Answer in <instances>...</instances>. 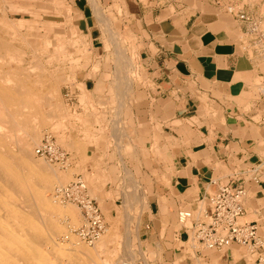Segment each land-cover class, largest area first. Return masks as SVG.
<instances>
[{"label":"crops","instance_id":"1","mask_svg":"<svg viewBox=\"0 0 264 264\" xmlns=\"http://www.w3.org/2000/svg\"><path fill=\"white\" fill-rule=\"evenodd\" d=\"M68 1L92 55L65 86L69 121L77 124L70 138L87 156L69 166L94 178L98 206L117 204L126 221L135 217L125 225L130 241L158 253L148 264H255L252 250L234 243L184 254L188 231L177 214L198 213L222 186L243 189V221L257 226L264 246V93L255 86L263 74L240 47L245 24L237 18L259 14L262 1L95 0L119 2L138 58L127 57L126 70L91 1Z\"/></svg>","mask_w":264,"mask_h":264},{"label":"bare ground","instance_id":"2","mask_svg":"<svg viewBox=\"0 0 264 264\" xmlns=\"http://www.w3.org/2000/svg\"><path fill=\"white\" fill-rule=\"evenodd\" d=\"M93 1L94 0H92V2ZM94 3L95 2H93V4ZM95 6L93 9L96 8ZM96 11H98V9H96L95 12ZM97 15L100 16V14ZM130 39L132 38L128 40ZM56 49L58 56L64 55V44ZM118 51V55L120 56H117V59L120 57L119 61L123 64L126 61V57L121 52V48ZM22 57L21 53L12 51L7 43L3 45L0 40V264H107L109 261L108 259L102 262L99 261L98 256L101 255L99 252L107 254L109 245L115 242L116 236L118 235V229L116 228L118 222H115L116 225L113 222L112 228L108 229L107 232L105 230L106 234H104V236L102 234L93 244L94 248L90 249L87 244L81 242L78 237H75L70 231L68 233L65 231L67 234L65 233L64 235L63 228L65 227V223L64 226H61L62 224L59 222V219L64 220L68 216L73 218L71 219L73 222H76L77 218L75 219L76 216L74 213L75 208L72 209L68 206H60L59 203L57 204V197L55 198V196H53L51 199L50 196L49 199L48 196H45V192L52 189L51 185L53 182L63 183L65 179H68L70 176V173L68 175L63 173L58 174L55 170H52V165L49 166L47 163L44 164L45 162L42 163V161L38 163L33 159V148L39 143L44 134L45 120L54 118V116H56L55 114L60 115V117L63 114L62 106H56L52 102L59 91L57 88L59 84L55 83L58 80L55 79L56 81L54 80L55 82L51 83L50 88L46 87V89H50V92L48 91L49 93L47 94L49 96L43 94L45 90V86L43 85L44 78H36L35 75L34 78H30L32 73L40 72L39 74H41L42 69H40L39 65H35L34 63V66L30 65L28 69L24 67L25 69H23V71H17L11 67V63H20L23 61L24 59L22 60ZM123 66L125 65L123 64ZM22 73L25 74L24 77L21 76ZM55 78H57V76ZM45 91L47 92V90ZM47 105L49 106L48 108L51 107L49 112L45 110ZM116 143V145H118V142ZM70 146H72V144H70ZM69 150L71 151V149ZM78 173L79 172H77V174ZM71 180L73 181V179ZM126 180L130 181L129 178ZM126 184L128 185V182ZM64 185L66 184L64 183ZM128 187L130 186L128 185ZM90 192L91 191H89V194H91ZM98 200L101 201L100 199ZM127 200L128 199H126V201ZM128 202L129 200L127 203ZM67 205L69 204L67 203ZM113 221L115 220L113 219ZM72 224L77 225L78 222L77 224ZM125 231H127V229ZM62 233L63 240L67 241L64 245L55 240L56 237H60ZM126 236L125 240L129 244V235ZM78 241L80 243H78ZM111 251H113L112 248ZM106 254H104V256ZM105 257L107 258V256ZM112 257L113 255H109L110 259H112Z\"/></svg>","mask_w":264,"mask_h":264},{"label":"rangeland","instance_id":"3","mask_svg":"<svg viewBox=\"0 0 264 264\" xmlns=\"http://www.w3.org/2000/svg\"><path fill=\"white\" fill-rule=\"evenodd\" d=\"M90 1L92 2V0ZM261 1H262V11L260 13H264V0ZM93 2H95V0ZM93 2L91 3V5H93V8L95 5H97L95 6L96 8L93 10L95 11L96 9H98V11H96L98 13L95 12L96 20L99 22V26L103 31V36L106 39V42L110 45V47L113 46L115 48L116 57L120 56L118 55L119 54L118 50H120L121 48V52L125 55L126 58L127 57L130 59L133 58L132 60H135L134 40L132 37H130V35L126 32V30H124V28L122 27V20L120 19V17H118L120 16L121 13V10L119 8V2L116 3L114 7H109V6L105 7L102 4H99V2L97 3L95 2L96 4L95 3L93 4ZM74 13L75 11H73L72 8L70 7V1L68 0H60V1L59 0H0V40L3 45H6L7 43V45H9L12 51H17L21 53V55L23 56L22 60L24 59L20 63L17 62L18 64L16 62H15L16 64L11 63V67L17 71L20 70L23 71V69L25 68L28 69L30 65L34 66V63L35 65H39L40 69H42L41 71L42 76L41 74H39L40 72H37V73H32L30 75L31 76L30 78H34V75L36 78L37 77H41L42 79L44 78L43 85L45 86L44 88L45 90H47V92L44 90L43 94H45L46 96H49L47 94L50 92L49 88L51 83L55 82L57 79L59 80L55 82L56 84H59V86L57 85L59 91L57 95L53 98L52 102L56 106L57 105L60 107L62 106L61 108L63 110V114L61 117L60 115L55 114L56 116H54V118H49L45 120L44 131H43L44 134L42 135L39 143L33 148L34 161L38 163H41L42 161V163L45 162L44 164L47 163L49 166L52 165V170H55V172H57L58 174L63 173L68 175L70 173L69 178L65 179L63 183H58V182L52 183L51 188L53 190L49 189L45 192V196L46 197L48 196L49 199L50 196L51 199L53 198V196H55L56 198L57 195L56 192L59 188L61 189L68 186V184H70L80 176L86 182L89 191H91L90 192L91 197L93 196L92 198L96 199V194H94L96 193V191L94 190V187L92 185L94 178L92 176L87 175L88 174L87 171L85 170L81 171L79 167L78 168L74 167L75 168L74 169L69 166V164H72L74 159H76V157H78L79 155L81 157L84 156L83 158L84 159L83 162H84L86 159V155H85L84 146L81 145L78 142V140L76 139L72 140L73 138H70V133L73 132L77 124L69 121V109L66 105V101L64 98L65 86L71 83L76 73H78L83 68L87 67V65L85 64H87L88 60L92 57L89 48L90 43L88 42V40H86V37L78 31L79 18L75 16ZM97 14H100V16H98ZM127 38L128 39L132 38V39L128 40ZM238 39L240 41L239 43L241 45L240 46L241 49L243 51L246 50L244 51V53H248V56L252 59V61L256 62L261 68V72L263 75L260 76L261 78L257 79L255 85L257 86L256 88L261 92V88H264V61L257 58L255 53H253L254 51L252 52V47L249 45L250 43L249 37H247L245 34H241ZM63 44H64V49H63L64 55L58 56L56 48L63 46ZM112 56L113 58L115 57V55ZM119 58L120 57H118V61L120 60ZM123 64L120 67H123ZM126 69H127L126 67H123V70ZM21 76L24 77L25 74L22 73ZM56 76L57 78H55ZM46 87L49 88L46 89ZM48 107H49L48 105L45 107L46 112L50 111L51 107L50 108ZM47 137L48 138L51 137L58 147H60L63 151L69 154L70 158L65 166L50 163L47 160L35 154L37 147H39L40 143H42V141ZM70 144H72V146H70ZM69 149H71V151ZM73 164H75V162ZM77 172L79 173L77 174ZM71 179H73V181ZM64 183L66 185H64ZM56 201L57 204L59 203L60 206H68L69 208L72 209L75 208L74 213L76 216L75 219L77 218L76 222H73V220H71L73 218L70 216H68L69 218L67 217L64 220L59 219V222L60 224H62L61 226H64L65 223V227L64 228L62 227L64 229V235L66 233L65 231H67V233L70 231V233L76 237L74 230H77L83 225V217L81 210L75 204L68 203L69 205H67L66 202L61 201L59 198H56ZM99 207L103 215H105L104 219L106 222V232L108 229L112 228V225L116 221L118 222L117 225L115 223L116 228L118 229V235L116 236V240L114 243H112L113 245L112 244L109 245L107 254L103 252L102 254L101 252H99L101 254L100 256H98L100 262H102L103 260L105 261V259L106 260L108 259L109 261L107 262V264H119V263L148 264L150 261L156 259L155 257L157 256L158 253L154 251L153 247L141 248L140 250H137L136 243L130 241V243L128 244L125 240L126 238L124 239L125 235H129L128 237L132 238L130 237V235H132L133 232L131 231V229H128V227H126L125 225L128 220L129 222L132 221L131 223H133V221L135 222L134 216L127 218L126 221L125 209L120 208V206H118L117 204L114 205L108 204V206L99 205ZM181 210H189V209L183 208ZM112 211L117 213L116 214V216H118L117 218L112 217L111 215ZM113 219L115 221H113ZM68 221H71L72 223H76V224L78 222V224L74 225ZM125 228L127 229V231H125L126 230ZM106 232L103 233V236L104 234H106ZM190 234L189 235L187 234L188 242L180 243V247H179L180 250L183 251L184 254L186 255H190L195 252V250L192 247L193 242L190 241L189 239ZM62 236L63 233L62 235H60V237H56L55 240L61 243L62 245H64L67 243V241L63 240ZM78 243L80 242L78 241ZM87 246L90 249L94 248L93 245L91 246L87 245ZM111 248L114 251V253L113 251H111ZM143 250H147L148 252L145 254L146 257H139L138 255L144 254ZM138 251H142L143 253L139 254ZM104 254H106L105 256H107V258L104 256ZM109 255H113L112 259L109 258Z\"/></svg>","mask_w":264,"mask_h":264},{"label":"built area","instance_id":"4","mask_svg":"<svg viewBox=\"0 0 264 264\" xmlns=\"http://www.w3.org/2000/svg\"><path fill=\"white\" fill-rule=\"evenodd\" d=\"M237 18L245 24L244 33L249 37L252 52L264 61V13L254 16L238 13ZM261 91L264 93V88ZM36 155L61 166L69 160V154L58 147L51 137L42 141ZM244 195L243 189L222 186L207 197L198 213L192 210L178 212V225L183 231H188V235L191 233L189 239L194 249L220 251L234 243L249 247L255 254V264H264V246L257 234V226L243 221ZM56 197L79 207L84 223L74 233L81 242L93 245L105 232L106 222L100 207L90 196L86 182L78 177L68 186L58 189Z\"/></svg>","mask_w":264,"mask_h":264}]
</instances>
